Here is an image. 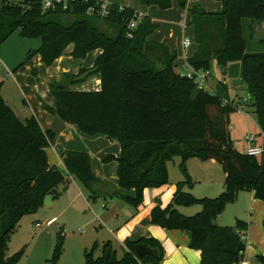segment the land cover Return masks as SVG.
Instances as JSON below:
<instances>
[{"label":"trees","instance_id":"trees-1","mask_svg":"<svg viewBox=\"0 0 264 264\" xmlns=\"http://www.w3.org/2000/svg\"><path fill=\"white\" fill-rule=\"evenodd\" d=\"M94 1L69 0L66 7L58 2L44 10L42 0H0V44L16 30L21 37L40 39L39 47L28 49L14 70L35 54L50 65L70 43L74 58L99 49L89 71L99 75L98 89L49 84L57 116L87 135L102 134L119 143L118 156L106 155L104 160L117 161V184L123 192L114 194L135 209L143 201L145 188L168 183L167 161L179 156L182 178L175 183L165 206L156 200L150 210V223L188 230L189 247L200 251L199 264H237L245 249L240 232L246 231L247 222L236 219L233 225H219L215 218L240 190L252 191L254 197L264 201V51L247 52L241 30L243 18L264 22V0H218L221 9L217 12L206 11L200 5L187 7L188 24L197 45L187 62L196 69H209L212 60L222 69L229 62H240L241 80L262 133L259 155L240 151L232 143L229 115L237 104L198 87L192 78L175 69L174 53L147 39L157 24L144 15L129 30L127 24L134 8L112 3L108 13L100 17L86 13ZM139 2L165 9L172 0ZM176 3L184 8L187 0ZM67 16L73 17L70 22ZM99 21L109 25L113 34L104 32ZM128 30L131 37L126 35ZM152 47L162 54L159 63L147 53ZM84 71L80 68L77 75ZM68 76L69 85L78 82L73 75ZM54 139V131L43 130L34 116L19 119L0 92V264L17 263L22 249L7 254L11 233L24 214L43 204L46 194L56 196V186L65 180L45 152ZM60 156L68 174L86 189L89 200L101 195L96 189L100 181L86 151L64 149ZM190 157L213 159L220 164L224 187L219 194L197 197L183 189L193 183L186 167ZM131 189L132 195L124 192ZM194 204L200 209L190 215L177 208ZM137 243L149 247L150 254L137 255ZM95 245L85 249V264H160L163 259L162 244L153 237L125 238L120 253L108 239L95 256ZM61 249L59 235L52 250L53 261ZM256 259V264H264V254Z\"/></svg>","mask_w":264,"mask_h":264},{"label":"crops","instance_id":"crops-1","mask_svg":"<svg viewBox=\"0 0 264 264\" xmlns=\"http://www.w3.org/2000/svg\"><path fill=\"white\" fill-rule=\"evenodd\" d=\"M105 1L109 4L115 3L120 6H129L142 16L147 15L153 23L157 24V28L147 36V39L164 45L169 53L175 54L176 58L173 62L175 67L179 62L182 68L186 70L189 69L187 58L194 53L197 47L193 40L192 27L188 24L189 14L187 7L200 4L209 12H217L221 9V3L218 0H187L184 8L178 6L176 0H172L171 6L165 9H160L155 5L140 4L139 0H132L133 4L130 0ZM252 23L247 18L241 20L245 50L247 52H263L264 22H262L259 32L263 37L259 39L253 37ZM180 34H187L192 37L193 42L184 47L183 39L188 36L180 38ZM248 34L250 38H248ZM18 36L21 41L18 42L17 53L14 52L17 56L23 53L22 55L25 57L28 49H34L40 45V41L37 44L36 41H25L35 40V38L21 37L19 34ZM152 48L147 53L155 57L159 63V57L162 54L156 50V47ZM72 49L73 43H70L63 53L50 65H46L41 61L40 54H35L16 70L14 68L21 60L15 59L12 61L6 57H4L6 60L0 58V70L2 67L6 70L4 76L0 75V92L3 99L19 119L23 120L26 117L34 116L43 130L51 129L54 131L55 139L46 147L45 152L49 163L55 165L64 176H70L60 156L64 149L82 150L88 153L91 169L100 181L98 184L113 190V192H100L101 195L93 201L100 199L103 202L104 211L102 212L107 213V215H103L102 221L108 228V234L111 235V238L107 239L111 240L119 253L125 238L153 237L163 247V259L160 264H199L200 251L189 247L190 232L188 230L166 229L150 223V210L155 205L156 200L160 202L161 206H165L171 200L176 188L175 183L182 178V175L174 179L170 184L166 183L159 187L145 188L143 201L136 209L126 202L128 204L126 206L117 205V201H110L108 206L105 203L106 198H111V200L119 198L114 194V191L123 192L117 184V161L115 158L104 160L106 155L118 156L120 151L119 143L102 134L87 135L75 125L63 122L55 112L54 98L49 91V84L52 82L65 83L66 86L76 89L99 88V75L97 73L89 74V71L93 69L94 60L100 50L94 49L87 52L83 58H74L71 55ZM216 66L221 80L218 77L216 78L213 70L209 68L210 74L207 78L206 89L219 94L223 101L237 104L236 115L234 117L229 116V131L233 145L244 152L245 136L253 134L256 136V141L260 143L262 142V133L253 109L250 111L247 107H251V98L241 80V64L239 61H232L227 63L224 69L220 68L217 63ZM80 68L85 69V71L77 75ZM68 75H73V79L78 80V82L69 85L67 82ZM8 76L11 77L10 85L5 83ZM236 131L239 137L234 134ZM195 159L197 158H188L186 167L191 179L198 183V186L196 187L194 183L192 186H183V189L190 191L197 197L215 196L220 193L224 187V172L221 176L214 178L210 170L215 167L212 163H208L211 159L203 160L201 161L202 163H197ZM191 166H196V171L192 170ZM167 171L169 179L168 166ZM124 192L133 194L132 189ZM84 195L88 201L87 191ZM235 199L237 203L232 207V219L234 221L241 219L247 222L245 249L241 264H256V256L264 254V201L254 197L253 192L247 190L238 191ZM230 204L232 203H227L225 210L223 209L216 216V224L226 225L228 223L224 219L223 214L226 211V207ZM177 208L181 213L190 215L198 211L200 205H180ZM120 209H122L121 215L119 214Z\"/></svg>","mask_w":264,"mask_h":264},{"label":"rangeland","instance_id":"rangeland-1","mask_svg":"<svg viewBox=\"0 0 264 264\" xmlns=\"http://www.w3.org/2000/svg\"><path fill=\"white\" fill-rule=\"evenodd\" d=\"M130 2L132 3V0H130ZM72 18V16H67V22H70ZM98 25L104 32L113 34L112 28L105 22L99 21ZM17 33L18 30L14 31L7 40L0 44V58H2V60H6L4 57L12 61L15 59H23V53L19 56L14 53H17L18 42L21 41ZM179 36L181 38L188 35L180 34ZM188 37L191 42H193L192 37ZM248 38H250L249 34ZM25 41H36L37 44L40 39L35 38V40ZM175 68L178 72L184 70L179 62ZM210 68L215 73L216 78L218 77L221 80L215 60L210 64ZM5 72V68L2 67L0 75L4 76ZM10 81L11 77L8 76V79L5 80L6 85H10ZM247 107L250 111L253 109L250 106ZM235 111L236 110L230 113L232 117L236 115ZM237 133L236 131L234 134L239 137ZM179 161V156H174L171 160L167 161L169 184L182 175L178 167ZM195 161L197 163H202L201 161L203 160L197 158ZM208 163H212L215 167L210 170L214 178L222 175L223 171L218 162L211 159ZM191 168L196 171L197 167L191 166ZM192 182V184L195 183L193 180ZM194 185L197 187L198 183ZM85 192L86 189L81 182L73 175H66L65 180L56 186L57 195L51 199L50 204H41L34 212L26 213L22 216L16 229L10 235L7 247L8 255L22 249V253L16 264H85V249H90L94 242H96L97 245H95L93 249V255L97 256L100 254V247L103 240L105 241L108 240L107 238H111V235L108 234V228L102 221L103 215L105 216L107 213L102 212L104 211L102 207L103 202L100 199L97 201H87L84 195ZM110 201H117V205H128L120 200V198H114L112 200L111 198H106L105 203L107 206ZM230 203L232 204L226 207V211L223 214L224 219L228 222L226 225H233L235 223L234 219H232V207L236 205L237 200L235 199ZM121 212L122 209L119 211L120 215ZM48 219L53 220L49 225H46L45 222ZM36 223L39 225L36 226ZM59 235L62 249L58 257L53 261L51 259L52 250L55 240Z\"/></svg>","mask_w":264,"mask_h":264},{"label":"built area","instance_id":"built-area-1","mask_svg":"<svg viewBox=\"0 0 264 264\" xmlns=\"http://www.w3.org/2000/svg\"><path fill=\"white\" fill-rule=\"evenodd\" d=\"M69 0H42L41 7L42 9H48L50 7H53L55 3H62L63 7L67 6V2ZM71 1V0H70ZM110 4L106 2L105 0H95L94 2L90 3L86 9V13L88 14H95L100 17L105 16L108 13ZM121 8L122 6L119 5ZM142 18V15L135 11L133 14V18L129 21L127 24V28L133 29L136 26V22L139 21ZM127 31L126 35L128 37L132 36L131 31ZM191 40L188 37H185L183 39V46L189 45ZM187 66L189 69H184L181 74L186 75L189 78H192L194 82L198 85V87L206 88L207 87V78L210 74L209 69H196L192 67L188 62ZM245 149L244 151L249 155H259L262 152V142L256 141V136L253 134H247L245 136ZM53 219H48L45 224L49 225L52 222ZM36 226L39 224L36 223ZM241 239L245 240V232H240ZM237 264H241V261H239Z\"/></svg>","mask_w":264,"mask_h":264},{"label":"water","instance_id":"water-1","mask_svg":"<svg viewBox=\"0 0 264 264\" xmlns=\"http://www.w3.org/2000/svg\"><path fill=\"white\" fill-rule=\"evenodd\" d=\"M261 25H262V21L257 19L252 23V33H253V37L255 39H259L261 37H263V35H261L260 29H261ZM96 189L97 191L100 193H106V192H113L112 189L107 188L106 186H103L101 184H97L96 185ZM53 194H46L43 198V204L44 205H48L51 202V198H53ZM135 251L137 253V255L142 256V255H148L151 252V249L149 247H147L146 245L142 244V243H137L135 245Z\"/></svg>","mask_w":264,"mask_h":264}]
</instances>
